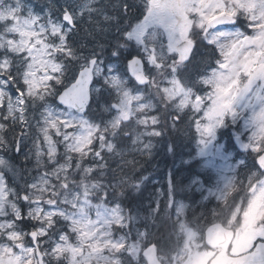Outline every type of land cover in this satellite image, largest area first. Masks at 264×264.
<instances>
[{
	"label": "snow or ice",
	"instance_id": "1",
	"mask_svg": "<svg viewBox=\"0 0 264 264\" xmlns=\"http://www.w3.org/2000/svg\"><path fill=\"white\" fill-rule=\"evenodd\" d=\"M185 119L204 147L242 128L264 194V0H0V264H153L159 245L108 204L129 180L107 158ZM229 264H264V219Z\"/></svg>",
	"mask_w": 264,
	"mask_h": 264
},
{
	"label": "rangeland",
	"instance_id": "2",
	"mask_svg": "<svg viewBox=\"0 0 264 264\" xmlns=\"http://www.w3.org/2000/svg\"><path fill=\"white\" fill-rule=\"evenodd\" d=\"M25 2L32 4L34 1L25 0ZM111 114L100 112L104 120L111 119ZM177 127L172 128L171 122L168 121V127L164 129L163 135L152 138L150 151L156 158L151 161L147 173L140 174L138 180L134 173L126 174L129 180L128 186L119 195L110 197L108 204H120L133 216L136 229L150 233L148 241H155L159 245V251L156 252L164 264H202L211 254L209 248L203 244L202 230L204 225L208 224L205 221L213 220V217L217 216L225 225L233 226L236 236L231 245V252H236L247 243L254 225L264 219V194L250 200L252 191L246 179L241 187L242 190H247L243 198L239 191L231 192L228 197L226 194L227 199L225 197L224 200L219 201V211H216L214 204L211 203L205 215L195 218L189 215L186 218L188 194L191 191L195 193L198 202L206 201L210 196L215 197L213 193L223 187L227 179L235 176H232L233 171L240 165L241 160L236 157V162L233 163L232 159L227 160L228 154L220 152L225 145L216 143L218 129L215 139L204 147L199 144L194 129H188L186 119L184 123H178ZM233 127L236 133L243 135L242 128L238 132L236 127ZM132 128H136L134 121L131 122L129 130ZM181 138H184L182 142ZM187 139L189 144L187 151L192 149L193 152L191 156L181 154L184 141ZM122 145L123 153L128 148L130 153L141 155L137 150L138 146H134L131 139H126ZM229 153L232 154L233 150L231 149ZM201 156L206 161L197 169L204 173L194 174L195 168H188L187 164ZM217 156L221 157L220 161L216 158ZM207 166L213 172L207 173ZM167 170L170 171V176L169 183L165 185L164 177ZM204 174L207 180H204ZM157 206L163 211L155 212L154 209ZM179 207H183V211L178 215ZM180 224H184L194 233L193 239L188 240L186 233L180 229Z\"/></svg>",
	"mask_w": 264,
	"mask_h": 264
},
{
	"label": "water",
	"instance_id": "3",
	"mask_svg": "<svg viewBox=\"0 0 264 264\" xmlns=\"http://www.w3.org/2000/svg\"><path fill=\"white\" fill-rule=\"evenodd\" d=\"M216 228H217V226H212V228L210 227L209 229H212V232H213ZM208 230H207L206 241H207L208 244H211L212 246H214L217 243H215V241L213 240V236H210V233H208ZM230 238H231V234L230 233H226V235L224 236V246L227 244V242H228L227 240L228 239L230 240ZM221 242H223V240ZM151 256L153 258V264H158V262L156 260V257H155V252L154 251L151 253ZM218 262H219L218 260H215L213 262V264H217Z\"/></svg>",
	"mask_w": 264,
	"mask_h": 264
}]
</instances>
